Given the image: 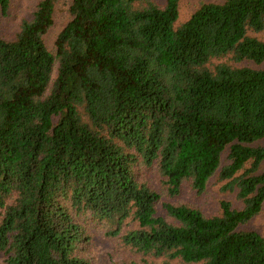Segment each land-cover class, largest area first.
Wrapping results in <instances>:
<instances>
[{"label": "trees", "instance_id": "1", "mask_svg": "<svg viewBox=\"0 0 264 264\" xmlns=\"http://www.w3.org/2000/svg\"><path fill=\"white\" fill-rule=\"evenodd\" d=\"M60 1L0 37L1 264H93L91 222L122 264H264V0H68L49 48ZM212 178L239 208L162 199Z\"/></svg>", "mask_w": 264, "mask_h": 264}, {"label": "rangeland", "instance_id": "2", "mask_svg": "<svg viewBox=\"0 0 264 264\" xmlns=\"http://www.w3.org/2000/svg\"><path fill=\"white\" fill-rule=\"evenodd\" d=\"M38 0H11L10 8L7 14L0 18V37L13 38L19 21L28 17ZM68 0H61L55 10L54 22L52 27L45 35V41L49 48L53 47L55 35L61 26L67 21L66 5ZM162 3L164 0H157ZM212 0H181L179 3L178 22L186 20L189 15L204 2ZM264 39V35L259 34ZM248 64L255 66L249 62L240 63V65ZM256 67L264 68V61ZM253 145H264V138L253 143ZM222 154V159L225 157ZM145 177L150 181H154V173L148 172ZM221 183L212 178L203 192L197 193L188 185L181 187L179 194L173 198L162 197L163 200L180 201L199 207L206 215L218 214L220 210V201H229L233 206L240 207L241 203L236 199V192L223 191ZM92 235L89 245L86 247V255L91 259L93 264H122L128 260L138 258L136 251L124 245L119 237H111L105 234L106 228L100 224L91 222L88 224ZM241 228L252 229L264 235V201L261 204L259 212L248 220ZM2 259L0 258V264Z\"/></svg>", "mask_w": 264, "mask_h": 264}]
</instances>
